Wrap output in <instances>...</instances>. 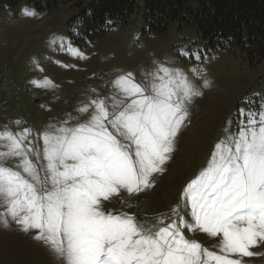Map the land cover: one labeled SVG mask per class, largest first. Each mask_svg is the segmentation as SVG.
<instances>
[{
  "label": "snow or ice",
  "instance_id": "6c2138e0",
  "mask_svg": "<svg viewBox=\"0 0 264 264\" xmlns=\"http://www.w3.org/2000/svg\"><path fill=\"white\" fill-rule=\"evenodd\" d=\"M153 63L157 66L144 73V82L124 73L112 81L108 97L88 100L78 109L89 113L84 123L49 125L52 130L39 135L45 162L39 167L31 159L41 158L28 139L32 130L4 126L0 201L6 209L0 219L5 226L10 216L22 231L36 230L34 239L65 264H242L253 255L250 247L264 243V100L259 111L239 109L245 119L238 132L214 145L207 165L183 189L172 212L190 208L194 223L180 216L145 229L135 216L103 206L121 190L132 196L153 186L188 119L187 105L202 94L181 69ZM189 71L198 74L195 67ZM31 82L55 87L47 77ZM244 101L251 103L248 97ZM8 160L16 161L13 167L6 166ZM185 229L222 234V254L187 239Z\"/></svg>",
  "mask_w": 264,
  "mask_h": 264
},
{
  "label": "rangeland",
  "instance_id": "374dc122",
  "mask_svg": "<svg viewBox=\"0 0 264 264\" xmlns=\"http://www.w3.org/2000/svg\"><path fill=\"white\" fill-rule=\"evenodd\" d=\"M86 1L73 0L49 11H37L24 4L17 8L0 6V63L8 62L15 77L26 80L30 87L28 94L12 101H6L0 91V131H4L5 125L13 132L31 129L28 139L41 153L39 161L35 156L31 159L39 167L45 163L39 135L51 131L49 125L73 127L87 121L89 113L78 109L90 99L108 97L114 91L112 81L117 76L131 72L136 82L142 83L144 73L156 68L154 61L181 69L202 94L187 105L188 119L177 134L164 171L154 174L151 188L132 196L121 190L103 202V206L113 214L135 216L145 229L155 230L154 226H162L157 224L158 220L167 224L178 221L180 216L194 223L190 208L181 206L179 215H174L172 209L180 204L188 182L207 165L214 145L238 132L239 122L245 119L239 109L259 111L260 101L264 100V58L257 62L241 50H211L194 26H179L177 22L166 32L145 36V21L139 11L126 24L110 28L102 36L76 40L69 22ZM194 67L198 74L189 71ZM45 77L55 87H37L31 82H43ZM245 97L251 103H246ZM15 121L22 123L16 125ZM15 163L8 160L6 166L13 167ZM141 201L145 208L140 206ZM137 202L140 208H136ZM5 209L0 201V213ZM6 219V226L0 219V264H65L48 245L34 239L36 230L24 232L10 216ZM184 235L199 242L202 249L222 254V234L213 237L199 229H185ZM249 250L253 255L243 257L242 264H264V243ZM229 256L237 258L235 254Z\"/></svg>",
  "mask_w": 264,
  "mask_h": 264
},
{
  "label": "trees",
  "instance_id": "16d2710c",
  "mask_svg": "<svg viewBox=\"0 0 264 264\" xmlns=\"http://www.w3.org/2000/svg\"><path fill=\"white\" fill-rule=\"evenodd\" d=\"M72 1L0 0V6L49 11ZM135 11L143 15L145 36L177 22L194 26L211 50H241L257 62L264 58V0H87L69 22L70 32L76 40L99 37L126 24Z\"/></svg>",
  "mask_w": 264,
  "mask_h": 264
},
{
  "label": "built area",
  "instance_id": "2783aa9c",
  "mask_svg": "<svg viewBox=\"0 0 264 264\" xmlns=\"http://www.w3.org/2000/svg\"><path fill=\"white\" fill-rule=\"evenodd\" d=\"M29 84L26 80H18L8 62L2 61L0 63V91L2 92L6 101L15 100L16 97L28 94ZM141 207H144V202L139 203ZM138 202L136 208H140ZM140 210V209H139Z\"/></svg>",
  "mask_w": 264,
  "mask_h": 264
}]
</instances>
